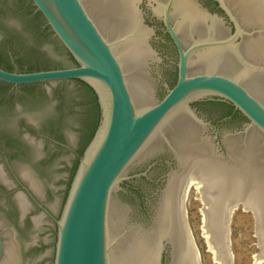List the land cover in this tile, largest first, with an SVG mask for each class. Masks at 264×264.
Instances as JSON below:
<instances>
[{
  "label": "water",
  "instance_id": "95a60500",
  "mask_svg": "<svg viewBox=\"0 0 264 264\" xmlns=\"http://www.w3.org/2000/svg\"><path fill=\"white\" fill-rule=\"evenodd\" d=\"M205 1L31 0L75 65L50 37L37 39L17 16L8 17L43 54L37 61L65 68H0V81L48 88L79 79L95 92L100 121L64 203L63 183L55 186L27 162L13 163L58 215L56 242L41 213L36 231L17 235L12 222L0 218L8 240L1 264H201L185 219L186 184L196 178L203 230L218 264H234L232 206L238 204L253 209L256 264H264V0H217L232 32L222 16L200 6ZM150 10L177 53L159 23L146 24ZM69 88L78 95L74 83ZM214 97L248 122L220 121L226 108L203 100ZM22 108L28 115L38 111L24 102ZM70 122L66 131L76 141L80 125ZM38 145L48 158L52 145L40 139ZM69 158L65 152L52 158L54 179L65 177L58 169ZM152 159L159 160L149 171L160 179L158 190L135 178L146 172L130 174ZM46 184L57 189L52 200ZM31 240L45 248L16 252L17 244Z\"/></svg>",
  "mask_w": 264,
  "mask_h": 264
},
{
  "label": "flooded vegetation",
  "instance_id": "af4514ba",
  "mask_svg": "<svg viewBox=\"0 0 264 264\" xmlns=\"http://www.w3.org/2000/svg\"><path fill=\"white\" fill-rule=\"evenodd\" d=\"M30 3L31 0H0V62H10L12 71L27 72V67L25 65L20 67L17 62H19V60L29 62L30 54L32 53L31 51L37 49L27 44L22 33L18 31L15 25L9 22L8 19L10 15L17 16L21 20L22 25L34 31L35 34V32L39 30V23L34 18L36 9H33L32 11H29L28 9ZM202 4L203 6L201 4L200 6L205 8L211 14L222 16L227 21V24L230 25L231 32L233 31L232 24L227 20V17L221 10L217 0H206ZM148 13L144 16L146 24H149L150 22L159 23L164 39L170 43L177 53L176 46L167 33L163 23L159 22L157 18L152 15L151 10L150 12L148 11ZM50 38L52 39V37ZM58 46L63 47L62 45ZM63 49L65 48L63 47ZM37 50L39 54L36 53V55L38 54L43 57V54L39 49ZM66 53L73 60L72 56L67 51ZM32 60L35 61L37 59L32 57L31 61ZM73 62L75 61L73 60ZM56 66L65 68L63 65ZM0 68L5 69L4 64L0 65ZM176 75L175 71L173 78H175ZM173 78L171 81H173ZM71 80L73 79L49 84L48 88L45 86L44 82L13 85L0 81V218H8L12 222L17 235L25 231H36V223L39 218L37 214H43L45 218H48L52 223L49 224L48 230L53 235L54 247L57 233L55 220L58 218V215L47 205L46 200L40 198L39 193L36 191L38 187L36 188L26 180L23 175L14 168L13 163L16 161L27 162L29 166L37 167L36 169L40 170L41 174L49 179V181H53L55 186L63 183L64 187L60 189L59 192L61 193L62 201L64 202L67 185L72 172V166L74 160L79 157L78 147L81 135L80 129L84 118L81 115V112H83L84 109L77 108V94L74 95L72 89L69 88V85L73 83ZM25 85H34L35 87H26ZM64 94L65 96H75V102L72 103L73 108L65 109L63 113H61L58 110L57 105L60 101V96ZM203 100L208 104L226 108L220 121L226 122L238 118L242 122H248L247 119L241 117V114H237L235 109L230 110L227 105L220 103L223 101L216 97ZM23 102L28 107L38 109L39 112L37 111L35 115L25 114L22 108ZM71 118L77 119L80 125L79 127H74L75 131L78 132L76 141L70 139L66 131V129L71 126ZM243 125L239 130L243 129ZM39 139L43 140L44 145H52V150L48 158L40 156L38 145ZM62 152L67 153L70 158L69 162L65 160L60 162L61 164L58 170L64 171L65 177L57 180L52 177L53 173L57 170V168L52 165V158ZM153 161L154 159L144 163L142 166L140 165L133 168L130 171V174L146 172L148 176L135 178L144 179L158 190L161 187L160 179H155L149 175V171L153 165L159 163L157 162L159 160H156V162ZM163 162L164 161H162V163ZM31 169L33 170V168ZM30 170H28L29 173H27L31 176L35 184L38 185V182L31 175L32 173ZM126 185L129 188H133L130 180ZM44 186L46 199L52 200L57 192L56 187H51L47 184ZM0 244L1 264L5 255V248L8 244L6 234L2 227H0ZM44 248L45 245L42 240H31L25 245L17 244L15 250L18 253H24L27 251L38 253Z\"/></svg>",
  "mask_w": 264,
  "mask_h": 264
},
{
  "label": "rangeland",
  "instance_id": "374dc122",
  "mask_svg": "<svg viewBox=\"0 0 264 264\" xmlns=\"http://www.w3.org/2000/svg\"><path fill=\"white\" fill-rule=\"evenodd\" d=\"M190 185L186 195L185 219L201 264H218L203 234L199 190ZM231 246L234 264H256L257 236L252 210H242V204L232 207Z\"/></svg>",
  "mask_w": 264,
  "mask_h": 264
},
{
  "label": "trees",
  "instance_id": "16d2710c",
  "mask_svg": "<svg viewBox=\"0 0 264 264\" xmlns=\"http://www.w3.org/2000/svg\"><path fill=\"white\" fill-rule=\"evenodd\" d=\"M28 9H29V11H32L33 9H36V8L31 2ZM34 18L39 23V30H37L35 32V37L37 39H39L41 37H43V38L52 37V40L56 44L61 45L60 42L58 41V39L56 38V36H54L53 32L50 30V27L46 24V21L43 18L42 14L38 10H36V12L34 14ZM31 52L32 53L30 54V60H29L30 62H23V60H19V62H17V64L20 67H23V65H25L27 67V69H26L27 72L39 71V70H49V69H53V68H61L60 66L51 65L47 62L37 61L41 58V56L38 55L39 52L37 49H35ZM36 53H38V54L36 55ZM32 57L36 58L37 60L32 62L31 61ZM74 63L76 64V62H74ZM2 64H4L5 70L12 71L10 62H8V61L2 62L1 61L0 65H2ZM175 81H176V77L173 78V81H171L169 83L170 84L169 86L172 87L174 85ZM71 82H73L76 85V87L79 89V91L77 92L78 93L77 96L79 97L78 100L81 101V104L84 107V111L81 112V115L84 118L82 120V127L80 129L81 135H80V142H79V147H78L79 157H77L74 160V163L72 166V172H71V176H70V179H69V182L67 185V191H66L64 201L67 197L71 182H72L74 174L77 170V167L79 164V159L82 156L85 148L87 147V145L91 141V139H92V137H93L98 125H99V121H100V108H99V104L97 102V96H96L95 92L93 91V89L89 85H87L85 82H83L79 79H73V80H71ZM25 86L26 87H35L34 85H25ZM163 95H164V93H163ZM74 97H72L71 95L65 96V94L60 96V101L57 105L58 110L61 113H63V111L65 109L73 108L72 103L75 102ZM220 103H222L223 105L224 104L227 105L230 108V110L234 109L233 105L229 104L228 102L223 101ZM236 113L241 114L238 110H236ZM241 117H243V119H246L242 114H241Z\"/></svg>",
  "mask_w": 264,
  "mask_h": 264
},
{
  "label": "bare ground",
  "instance_id": "6f19581e",
  "mask_svg": "<svg viewBox=\"0 0 264 264\" xmlns=\"http://www.w3.org/2000/svg\"><path fill=\"white\" fill-rule=\"evenodd\" d=\"M192 184H195V185H199V178H196V179H192V180H188L187 181V184H186V195H187V192H188V189H189V187H190V185H192ZM199 190V189H198ZM197 190V191H198ZM233 207V206H232ZM235 207H236V205H235ZM252 210V212H253V209H251ZM186 211V210H185ZM253 214H254V212H253ZM202 228H203V224H202ZM256 229V228H255ZM203 232H204V230H203ZM204 235H205V232L203 233ZM191 236V235H190ZM205 237H206V235H205ZM206 240H207V237H206ZM193 242V241H192ZM207 242H208V240H207ZM208 244H209V242H208ZM193 245H194V243H193ZM209 248H210V250H211V247H210V245H209ZM194 249H195V252H196V255L198 254V250H197V248L196 247H194ZM212 251V250H211ZM256 258H257V255H256V257H255V260H256ZM215 259V258H214Z\"/></svg>",
  "mask_w": 264,
  "mask_h": 264
}]
</instances>
